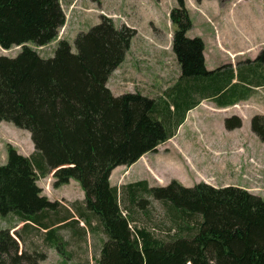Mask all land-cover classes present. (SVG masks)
<instances>
[{
    "label": "trees",
    "instance_id": "obj_1",
    "mask_svg": "<svg viewBox=\"0 0 264 264\" xmlns=\"http://www.w3.org/2000/svg\"><path fill=\"white\" fill-rule=\"evenodd\" d=\"M169 17L178 77L154 96H115L108 81L136 29L101 15L78 34L74 51L68 39H59L67 22L61 0H0V47L21 48L15 57L0 55V123L29 131L35 149L28 157L7 145L0 220L23 224V237L41 235L67 260L74 256L69 247L86 253L92 238L94 249L101 246L99 264H264L263 197L205 182L111 184L116 168L131 167L170 140L201 99L233 106L264 84V49L238 65L233 84L232 67L209 71L203 39L188 37L193 23L185 0H177ZM55 42L51 56L38 52ZM224 124L233 131L243 120L233 115ZM251 131L264 144V115L252 117ZM54 169L56 188L82 182L83 201L65 205L44 194L39 181ZM155 201L163 207L162 229L149 223ZM32 252L31 263L47 259L36 246ZM9 255L0 247V264H13Z\"/></svg>",
    "mask_w": 264,
    "mask_h": 264
},
{
    "label": "rangeland",
    "instance_id": "obj_2",
    "mask_svg": "<svg viewBox=\"0 0 264 264\" xmlns=\"http://www.w3.org/2000/svg\"><path fill=\"white\" fill-rule=\"evenodd\" d=\"M185 3L193 23L192 30L187 34L188 37L199 35L206 44H209L214 40L215 34L224 35L225 31L233 42L239 44L249 41L248 36L252 34L255 38L264 35V28L262 27L264 0H231L228 2L203 0L201 3L195 0H185ZM61 4L66 14L67 23L65 28H62L59 39H68L74 51L75 39L78 34L82 31H88L98 24L101 15L113 18L117 26L127 25L137 29L139 33V37H136L137 44H139L140 39L147 38L148 35L159 37L163 41L165 39L170 40L169 34L174 33L169 15L172 9L177 6V0H61ZM230 5H241V7L236 10V14L231 16L227 15L233 8ZM86 19H89V22H85ZM56 44L57 42L42 47L38 49V52L42 56L49 57L52 55ZM254 46L258 48L256 45ZM20 50V47H13L9 50L0 47V55L15 57ZM208 50L210 63H218L220 56L217 49L209 47ZM134 52H136V48ZM129 59L131 61L133 58L129 56ZM245 60L247 59H239L240 62ZM166 61L172 60L167 59ZM148 67L145 66V70L142 71L136 67L138 75L132 82L129 81L132 85L126 84L127 77L117 75L113 78L114 80L120 78L121 86L119 87L129 88L126 91L143 90L147 92L151 90L153 85L161 86V84L160 88H164L167 85L165 78L159 79L162 75L159 68L162 67L158 66L154 69ZM114 80L112 79V81ZM115 83L118 82L115 81ZM261 97H264V94L260 95ZM218 112L214 115L215 117L224 115L230 117L232 115L226 114L228 111L224 110ZM251 118L242 119L243 126L238 129L237 138L233 141L235 144L231 145L229 150H222L224 146H220L222 151L216 154L210 151V145L209 147L204 146L206 149L205 157L210 162L206 161L203 165L205 167L199 171L189 168L182 156L172 150L169 154H163L164 159L162 161H158L157 157L152 154L147 159L135 163L131 168L118 167L114 172L111 184L122 187L129 183L146 180L151 186H167L173 180H179L183 185L193 187L198 183L205 182L214 187H241L264 198V144L251 131ZM8 144L21 152H34V144L29 131L20 129L10 122H1L0 166L7 163ZM213 158L219 160L220 166L213 165L211 161ZM56 172L57 169H54L48 177L39 181L45 195L53 194L49 197L51 199H55L63 193L72 198H80L81 196L85 198L82 182L74 179L55 191ZM60 201L63 204L68 203L64 199H60ZM152 207L153 216L149 223L152 227L162 229L165 218L163 207L157 201L152 203ZM22 226L23 224H13V221L0 220V247L10 250L9 257L13 264H99L101 246L97 245L94 249L92 238L85 248L88 249L86 253L76 245H73L72 248L69 247L67 251L74 256L67 260L55 250L47 248L40 239L41 235L27 237L26 234L23 237L21 234ZM35 246L38 250L46 253V260H38L32 263L29 261V256H33L32 248Z\"/></svg>",
    "mask_w": 264,
    "mask_h": 264
},
{
    "label": "crops",
    "instance_id": "obj_3",
    "mask_svg": "<svg viewBox=\"0 0 264 264\" xmlns=\"http://www.w3.org/2000/svg\"><path fill=\"white\" fill-rule=\"evenodd\" d=\"M230 6L233 8L230 12H228L227 15L231 16L233 14H236V10L241 7V5ZM85 22H89V19H86ZM262 27L264 28V22L262 24ZM169 36H171L170 40L165 39L163 41L159 37L148 35L147 38H142L139 41L137 39L139 43L137 44L136 37H139V33H137L132 41L131 49L127 53L124 63L111 75L108 81V87L111 89L115 96L137 92H132V90L126 91V89L129 88L119 87L121 86L120 78L114 80V78L119 75L120 77H127L128 79L126 80V84H131L129 81L132 82L136 78L135 76L138 75L136 67H139L141 71L145 70V66H150L148 68L151 69H154L158 66L162 67L159 68V71L162 72V75L159 79L163 80V78H165V83H167L165 87H167L176 77H178L179 67L172 49V34H169ZM260 36V38L256 37L258 38L256 39L254 37V34H252L248 36L249 41H244L239 44L233 42L225 31L224 35L215 34L212 43L206 44L203 39L205 43L204 57L206 68L209 71H215L225 66L232 67L234 71V80L232 83L235 84L237 82L238 65L248 61H254L258 57L260 52L264 49V35L262 34ZM195 37L200 36L197 35L190 38ZM254 45H256L258 48H255ZM209 47H215L217 49V52L220 56L218 63H210L208 55ZM135 48L136 52H134ZM252 53L254 54L250 56ZM129 56L133 58L131 61L130 59L128 60ZM167 59H170L172 61L167 62ZM239 59L247 60L240 62ZM112 79L114 81H112ZM115 81L118 83H115ZM161 86L153 85L151 87V90L147 92L143 90L138 91L149 94L150 96H154L160 92ZM262 94H264V84L255 87L252 91H250L246 99L240 100L233 106H221L215 99L212 98L201 99L194 108L190 109L186 113L184 121L178 127L175 135L167 142L161 144L156 152L148 153L144 155L140 160L147 159L149 155L153 154L157 157L158 161H162L164 159L162 157L163 154H169L172 150H174L176 154L182 156L183 161L188 165L189 168H191L192 170H201L205 167L203 165L206 163V161L210 162L205 157V147H209L210 145V151L216 154H219L222 150H229L230 146L235 144V142L233 141L235 138H237V132H239L238 129L229 131L225 128L224 121L227 118L225 115L222 117H215L214 115L218 114V111L220 110L228 111L226 112V114L230 113L229 115L232 114L231 116L237 115L242 119L248 117L250 118L255 115H264V97L260 98V95ZM233 110L235 111L233 112ZM220 146H224V148L220 150ZM19 152L28 157H30L34 153H32L31 151ZM211 161L213 165L215 164L217 166H220L219 160L217 158H213ZM134 165H132L131 167H133ZM117 169L118 168L113 171L111 181H113L114 172ZM55 191H58V189L56 188ZM52 195L53 194H46L47 197H51ZM60 199H64L68 203H73L76 201H83L84 197L81 196L80 198H72L71 196H67L65 195V193H63L62 195L60 194V196L51 200L60 201Z\"/></svg>",
    "mask_w": 264,
    "mask_h": 264
}]
</instances>
